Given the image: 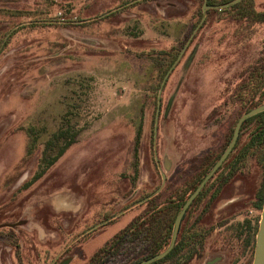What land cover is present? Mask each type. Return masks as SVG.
I'll list each match as a JSON object with an SVG mask.
<instances>
[{"label":"rangeland","instance_id":"obj_1","mask_svg":"<svg viewBox=\"0 0 264 264\" xmlns=\"http://www.w3.org/2000/svg\"><path fill=\"white\" fill-rule=\"evenodd\" d=\"M136 1L0 0V264H86L134 217L159 211L165 226L192 157L219 143L234 117L237 83L264 64V25L212 8L200 23L207 0ZM192 34L154 133L155 51L176 44L179 54ZM254 172L203 217L201 258L187 262V249L160 264H250ZM157 193L158 207L146 202Z\"/></svg>","mask_w":264,"mask_h":264},{"label":"trees","instance_id":"obj_2","mask_svg":"<svg viewBox=\"0 0 264 264\" xmlns=\"http://www.w3.org/2000/svg\"><path fill=\"white\" fill-rule=\"evenodd\" d=\"M149 1L151 0H140L136 1L133 5L136 6L137 4L146 3ZM228 1L230 0H222L220 3H216L215 0H207V4H224ZM211 10L217 12H229V16L248 26L254 24L264 25V8L257 9L254 0H240L228 7L221 9L212 8ZM115 12L106 15L104 18ZM198 15L199 20H201L203 16V10L201 6L198 10L197 16ZM177 46L178 45L175 44L171 45L168 50L155 51L154 58H160L158 69L161 72V79H163V76L172 66L178 56L179 50L177 49ZM233 94L236 97L235 102H237L238 106L236 119H238L244 112L263 104L264 64L256 65L252 69L249 68L247 71H245L242 81L239 82V84L237 83ZM157 100L158 97L156 93V108ZM235 120L233 121V125ZM232 127L233 126H231V131ZM139 135L140 133L138 132L136 135V142H134L133 146L135 174H137L138 170L137 145ZM230 136L231 133L229 134V137ZM235 149L236 154L231 153L228 156L227 160L224 161L217 173L206 182L201 192L188 207L181 221L177 239L171 251L163 258L155 260L149 264L163 263L174 258L179 253L187 249L190 250L186 259L187 262L194 257H202L204 243L208 237L209 231L208 228L201 225V221L203 217H205L206 214L210 212L215 206L216 201L213 202L212 198H217L222 186L228 181L227 176H230L232 171L235 170L239 165L245 166L247 171L251 168L257 171V174L260 178L261 192L259 194L257 203H254L252 206L257 207L259 210L262 209L264 202V111L247 118L242 123L241 132L236 142ZM63 153L64 152L62 151L60 154L62 155ZM220 153L221 152H218L212 159H209L207 155L203 158H200L201 160L198 177L195 180L191 179V181H189V186L187 188L183 187L182 193H178V191L173 193L174 198L172 201L176 202L174 204L175 210L173 212V217H167L165 226H163L162 217H159V211H154L150 217H134L124 228L119 230L114 236L107 240L104 245H102V247L93 253L87 260L86 264H136L141 260L163 252L170 244L174 227V219L177 213L181 209L188 196L194 191L195 187L209 172ZM223 175H226V178L220 181L219 179ZM216 183L219 185L215 186L214 184ZM208 192H210V195H212L210 201L208 203L201 201L202 199L206 198ZM158 197V193L154 194L149 197L146 202H148L150 205H155L157 204L156 200ZM170 204L173 206L172 203ZM198 206L201 207V209L198 213L199 216L195 217V210ZM155 207H158V205H155ZM190 217H194L192 222H189ZM256 230L257 229L255 228L253 231V243L255 242ZM248 243L249 242L247 240V242L244 244V251Z\"/></svg>","mask_w":264,"mask_h":264},{"label":"water","instance_id":"obj_3","mask_svg":"<svg viewBox=\"0 0 264 264\" xmlns=\"http://www.w3.org/2000/svg\"><path fill=\"white\" fill-rule=\"evenodd\" d=\"M240 0H230L224 4H207V3H203L202 5V10L204 11L205 8H224V7H228L236 2H238ZM204 20V16L201 20L200 23H202V21ZM198 28V26L195 27L194 31H196ZM193 34L189 37V39L187 40L186 44L184 45V47L181 49V51L179 52L176 60L174 61V63L172 64V66L168 69V71L165 73V75L163 76V79L161 81L159 90H158V100H157V108H156V113H155V119H154V133L157 131V125H158V119H159V113H160V106H161V101H160V95L162 92V89L164 87V84L170 74V72L173 70L174 66L176 65V63L178 62V60L180 59L181 55L183 54L184 50L186 49L190 39L192 38ZM264 111V103L252 108L246 112H244L237 120L235 128H234V132H233V136L232 139L230 141V143L228 144V147L225 149V151L222 153V155L219 157V159L217 160V162L213 165L212 169L205 175L204 179L200 182V184L195 188V190L188 196V198L186 199V201L183 203L181 209L179 210V212L177 213L175 219H174V227H173V232H172V236H171V241L169 246L161 253L155 254L147 259L141 260L139 262H137L136 264H149L155 260L161 259L164 256H166L171 249L173 248L176 239H177V235H178V231L180 228V224L181 221L183 219V216L186 212V210L188 209V207L190 206V204L192 203V201L195 199V197L199 194L200 190L202 189V187L204 186L205 182L208 181L212 175L214 174V172L219 168V166L222 164V162L226 159L227 155L229 154V152L231 151V149L233 148L236 139L238 137V133L241 127V124L249 117ZM164 175H162V179H164ZM67 261H64L62 264H66ZM251 264H264V202H263V206L260 212V218H259V223H258V228L255 234V242H254V250H253V256H252V262Z\"/></svg>","mask_w":264,"mask_h":264},{"label":"flooded vegetation","instance_id":"obj_4","mask_svg":"<svg viewBox=\"0 0 264 264\" xmlns=\"http://www.w3.org/2000/svg\"><path fill=\"white\" fill-rule=\"evenodd\" d=\"M235 109L236 108H234V117H232V119L229 121V123H228V126H227V128H226V130H225V132L223 133V136H222V139H221V141H219V143H217V144H215V145H213L210 149H208V151H206L205 153H203V154H199V155H194L192 158V179L193 180H195L197 177H198V173H199V167H200V158H203L204 156H208L209 157V159H212L218 152H221L220 153V155H219V157L222 155V153L225 151V149L228 147V144L230 143V141H231V139H232V136H233V132H234V128H235V125H236V122H237V120L238 119H236V116H235V114L237 113L236 111H235ZM236 119V120H235ZM235 120V123H234V125H233V121ZM242 125V124H241ZM231 126H233L232 127V131H231ZM231 131V132H230ZM240 132H241V127H240V130H239V133H238V137H237V139H236V142H237V140H238V138H239V135H240ZM231 133V136L229 137V134ZM236 142H235V144H234V146H233V148L231 149V151L229 152V154L227 155V157H226V159L224 160V161H226L227 160V158H228V156L231 154V153H233V154H236V149H235V145H236ZM219 157L217 158V160L219 159ZM217 160L213 163V165L217 162ZM224 161L222 162V164L224 163ZM222 164L219 166V168L214 172V174L212 175V177L217 173V171L220 169V167L222 166ZM213 165H212V167H213ZM212 167H211V169H212ZM210 169V170H211ZM209 170V171H210ZM255 172V181H254V183L250 186V188H248V189H246V198H247V202H246V207L247 206H249L251 209L249 210L250 212L252 211V210H255V211H257V212H259V215H260V212H261V210H259L257 207H253L252 205H254V203H257V201H258V197H259V194H260V192H261V186H260V178H259V176H258V174H257V171L256 170H254ZM248 173L250 174L251 173V169L250 170H246V168H245V166H241V165H239L235 170H233L232 171V174L230 175V176H227L228 178V181L227 182H225L224 183V185L222 186V188H221V190H220V192H219V194L217 195V198L215 199V198H212V201L213 202H217V201H219V199H220V197H221V195L224 193V191H225V189L227 188V187H229V186H232V187H235L236 186V188L237 189H239L238 187H241L242 186V184L245 182V181H243V179H246V177H247V175H248ZM205 177V176H204ZM204 177H203V179H204ZM211 177V178H212ZM210 178V179H211ZM224 178H226V175H223V176H221V178L219 179L220 181H222ZM202 179V180H203ZM209 179V180H210ZM201 180V181H202ZM208 180V181H209ZM200 181V182H201ZM200 182H199V184H200ZM207 182V181H206ZM206 182H205V184H206ZM198 184V185H199ZM205 184H204V186H205ZM197 185V186H198ZM215 186H217V185H219L218 183H216V184H214ZM196 186V187H197ZM203 186V187H204ZM195 187V188H196ZM203 187H202V189H203ZM201 189V190H202ZM195 190V189H194ZM201 190H200V192H201ZM178 193H182L183 192V185H180V187L178 188ZM199 192V193H200ZM237 193H239V192H237ZM211 193L210 192H208V194H207V196H206V198L205 199H202L201 201H205V202H209L210 201V199H211V196L212 195H210ZM196 198V197H195ZM238 198H236V199H234L233 201H236ZM212 202V203H213ZM242 203L244 204L245 203V200H243L242 201ZM239 205H241V201H239V202H236L235 204H234V206H233V210L235 211V210H237L238 208H241V207H244V206H239ZM201 209V207H197L196 208V210H195V217H198L199 216V210ZM213 209V208H212ZM212 209H211V211L210 212H208L207 214L208 215H211V213H212ZM187 211V210H186ZM233 211V213H235ZM206 214V216H208ZM234 215H236V213L234 214Z\"/></svg>","mask_w":264,"mask_h":264}]
</instances>
